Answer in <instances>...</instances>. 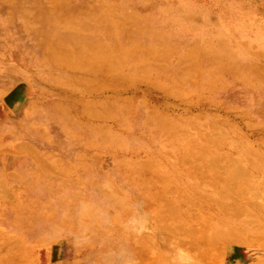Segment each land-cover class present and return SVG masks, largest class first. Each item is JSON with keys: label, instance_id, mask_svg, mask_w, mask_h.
Masks as SVG:
<instances>
[{"label": "rangeland", "instance_id": "obj_1", "mask_svg": "<svg viewBox=\"0 0 264 264\" xmlns=\"http://www.w3.org/2000/svg\"><path fill=\"white\" fill-rule=\"evenodd\" d=\"M91 3L106 10L111 9L110 3L116 4L119 9L112 13L114 18L118 19L119 15L127 13L131 16V22L144 23L148 29L150 27L156 29L158 34L152 40L140 44H145L150 49L162 48V44H166V66L162 69L142 66L140 63H134V60L132 61L136 53H131L130 67L127 65L128 67L124 66L123 69H119V73L123 72L120 77L123 87L118 85L119 90H116L114 87L116 85H109L102 90L99 99L95 100L96 112L106 111V114L104 112L96 115L100 117L98 118L100 122L85 123L80 121V123L77 122V127V123L74 126L69 123V120L63 119L65 127L59 125L58 131L56 127H53L55 133L50 130L45 133L47 129L45 128L39 134V127L42 125L38 124V112L40 109L46 108L42 106H52L61 98L42 95L37 101L38 104L33 103L34 99L26 100L24 110L27 111V115H24L22 119L27 125L33 126L32 131L26 133L30 135L37 133V139L40 141L27 139L19 141V143L33 145L42 157L38 159V156L33 158L22 153L14 155L9 151L0 153V169H2L0 170L2 178L0 180H4L7 186L2 185L8 188L6 190L9 192L8 195L0 192L4 201L9 203L12 198V203L17 202L14 207L22 211L25 207L17 204L23 201L25 193L39 196L41 186L46 188L44 195L40 193V199L45 203L49 204L61 195L60 202L65 211L63 216L60 215L62 222L59 223H62L64 230L66 228L67 230L73 229L75 233H79L80 238L74 236L71 239L67 233L63 234L60 236L61 242L59 243L62 246H57L59 249L63 247L65 251L69 252L75 246L89 244L98 246L100 244L103 246L101 248H107L102 253L101 262L103 264H220V259H226V257L228 262L231 260L234 264H249L250 260L249 263L244 261L247 260L248 255L255 258L253 263L264 264L263 261L261 262L264 260V258L262 259L264 229H261L264 224L262 220L264 211L261 213L258 211L260 215L262 214L261 217L257 211H252L251 208L250 211L245 210L244 212L245 217L250 216L245 218V221L252 219L254 214L258 215V219L253 218L256 221L252 223L261 227L257 230L254 229L256 233L260 234L259 241L250 237L253 235L252 228L249 229L252 235L248 233L249 231L238 233L239 240L235 241L241 245L246 242L245 244L248 245L233 244L227 254L214 259L215 263L212 260L214 251L220 248L221 241L225 248L229 240L218 235L219 228H212L215 230L212 232L214 236L212 238L219 243V247L217 246L218 248L215 249L216 246L205 245L206 241L201 247L202 249L193 252L190 248L196 246L188 237L195 233L196 228L193 227L192 221L187 222L177 216L179 212L186 213L188 205L193 208V205L197 203L193 196H191L192 200L188 198L186 192H189V188L193 184L198 183V180L194 178L199 176V172L191 171L198 168L196 166L200 168V165L193 167L194 163L199 164L198 157L203 159L201 161L206 166L219 162V160H221L219 163H222L225 159L230 158H237L242 162L236 161V164L244 166H248L247 161H251L253 164L249 165L247 176L251 175V180H254L253 176L256 175L254 171H258L260 177H257V181H259L257 185L264 183V72L262 71L264 70V55L258 53L260 51L264 53V0H91ZM101 29H104L103 26ZM97 33H101V30ZM99 37L101 34L95 35V39ZM157 37L160 40H157ZM194 45L196 47H192ZM8 49L6 50L8 51ZM7 51L0 50V54L4 52L5 55ZM191 52L192 55L189 56ZM217 52L226 55L224 65H232L230 68L233 67L234 72L229 75L226 70L222 71L224 68L213 69L206 77L203 57L205 54ZM194 53L198 57H195ZM238 65H242L244 68L238 67ZM14 67L18 70L17 66ZM197 67L198 71L195 72ZM249 67L250 69L247 70ZM259 67L263 69L260 71ZM126 70L130 72H124ZM31 74L42 75L38 70H32ZM196 74L197 76H195ZM4 76L5 79L0 77V91H2L0 106L5 104V99L8 96H20L24 91L22 87L28 85L21 84L23 80H18L7 86L11 79ZM126 76H133L132 79L142 76L150 82L147 85L148 82L145 80V83L141 84L140 81L138 84L139 79H135L137 83H132L134 80H131V77L125 79ZM196 78H198V82H196ZM110 80L107 82L112 81ZM124 80L126 83L128 82L127 86L131 84L136 86L126 88ZM51 86H54L52 82ZM158 86H161L160 88L165 86V89L160 90ZM137 87H139V91H137ZM155 88L156 90H153ZM165 90H168L167 93ZM171 90L180 94V97H177ZM120 94L121 98L117 96ZM131 94L133 95L130 96ZM122 96H126L128 99ZM174 97L176 100L173 99ZM167 102L172 104H166ZM138 103L148 104L147 106L150 108H138ZM12 107L13 103L8 105L9 109ZM71 115L73 116L74 113ZM107 115L111 118L108 119ZM84 129H86L85 132ZM13 139L22 138L18 133V137L15 135ZM85 149L90 156L84 159L82 165L79 162H82ZM3 150L6 149L0 151ZM59 150L66 156L59 155ZM59 158L63 159V164L58 162ZM187 161L193 162V164ZM8 163H19L20 167L17 170H11L12 167ZM255 163L259 164V169L254 167L257 166ZM151 164L154 165L151 166ZM204 165H201L203 168L200 171L204 175L203 178L208 175L209 167L205 168ZM6 166L9 167V170ZM164 170H166V174L163 172ZM157 172L159 173L157 174ZM191 172L193 174H190ZM164 178L165 180H163ZM55 181H63V185L68 184L65 186L66 190L61 192V189L59 192L56 189ZM162 181H167V184L165 183L164 186ZM206 184L202 182L203 188ZM13 186H16L17 189L15 190ZM121 186L123 189L119 188ZM260 188L259 190H262L260 194L264 195V186L262 185ZM236 190L239 189L230 184L228 191L235 193ZM150 191L157 192L156 194L161 196L166 203L171 192L181 200L186 198L187 202L183 204V208L181 207L178 213L177 209L173 208L175 205L169 209L172 213H169L168 209L164 214L161 211L154 213L155 209H162L159 207L147 211L144 205L148 200L157 203V197H151L148 194ZM12 193H15L16 196L12 197ZM224 195L225 193L214 194V198L219 199ZM69 197L71 200L75 197V204L72 208L69 207V204L72 203L68 200ZM173 198L171 197V200ZM239 200L246 202L245 197H240ZM240 208L241 211H244L242 207ZM224 209L226 208L220 207L218 213L214 211L211 218L220 219L228 216L229 213L226 214L228 210ZM202 211L206 216H210L208 209ZM2 212L3 215L7 213ZM158 213L164 218L159 217L155 221L154 216H159ZM79 214L81 216L77 217ZM187 214L190 215L191 212ZM172 216H174L173 219L170 218ZM74 217H77L79 221L78 226H75L77 222L72 220ZM176 217L177 220L174 219ZM228 218L233 226L236 225L235 228L243 229L241 220L233 218L232 214ZM259 219L261 220L257 221ZM2 222L6 221L2 219L0 227L4 225L1 224ZM204 223V225L208 224ZM110 224H114V227ZM202 227L205 229V226L202 225ZM114 228L117 231L112 233ZM216 230H218L217 233ZM61 231L63 232V230ZM107 231L110 233L107 234ZM254 237L257 236L254 235ZM2 240L0 237V242ZM181 240L186 244L182 246ZM55 244L57 243L53 242L49 245V251ZM97 246L94 247L96 251L99 250ZM222 246L220 249L223 251ZM2 247L3 245L0 243V255ZM213 247V252L210 250L203 254L204 260L199 257L201 251L203 253L206 248ZM46 252L47 250L39 251L37 256L44 262H50L46 259ZM83 257V255L79 256L80 259ZM239 259L241 260L237 262ZM62 260H66V258L61 259L59 264L63 263ZM201 260L202 262L199 263ZM91 264H96V262Z\"/></svg>", "mask_w": 264, "mask_h": 264}, {"label": "bare ground", "instance_id": "obj_2", "mask_svg": "<svg viewBox=\"0 0 264 264\" xmlns=\"http://www.w3.org/2000/svg\"><path fill=\"white\" fill-rule=\"evenodd\" d=\"M116 6H117L116 4L113 5L110 3L111 9L106 10V9L96 7L93 3H91V0H0V32L2 31V29L7 28L10 31L8 34V36H9L8 39L12 40L16 45L14 47V49H13V47H11L12 42L9 43L10 45L9 44L4 45L5 47H10L11 55H10L9 59H11V60L15 59L16 61L21 62V61H23V57L25 56L27 58L28 66H30V67L36 66V70H38V72L42 73V75L44 74L43 76L48 77V79L53 83L54 86H50V87L52 88L54 93L52 91H49V92H52L53 94H55L56 97L59 96L61 98V100H59L57 105L52 104V106H50V105L48 106L49 108H47V107L43 108L44 110L48 111L46 120L49 123V126L51 123H53L52 125L55 126L54 123H58V121L63 125L64 124L63 119H67V120L71 121V116H70L71 115V113H70V106L71 105H75L77 109H80L81 112L86 114L87 123H90L91 121L100 122L98 120V118H100V117H97L96 115H98V113L101 114L102 110L100 112L97 110L98 113L96 112L95 102L97 101V99H99V96L102 93V90L104 88H106L107 86L114 84V85H116V86H114L115 89L119 90L118 85L121 86L120 77H121V73H123L122 71H121V73H119L120 72L119 69H121V68L123 69V67L127 66V65L129 66V63L131 62L130 61L131 56H132V55H130L131 53H133V52L136 53V56H134V59L132 58V61L134 60V63H137V64L140 63V65H142V66H145L148 68H153V69H157V68L162 69L163 67L166 66V57H165V55H166L165 54L166 53V44H162V48L157 47V48H151V49L149 48V46H147L145 44H140V43H143L144 41L152 40L154 38V36L158 34V32H156L157 30L153 29L151 27L148 29L147 25L144 23L139 24V23L131 22V16L127 13H122V15H119L118 19L114 18L112 13L116 12V10L119 9L118 6L117 7ZM225 10H227V9H225ZM102 26L104 29H101ZM100 30H101V33H97ZM96 34H101V37L95 39ZM1 35H3V33H1ZM139 38L142 39L143 41L140 40ZM5 39L6 38L0 37V44H5ZM156 39L160 40V39H158V37ZM129 40H131V41H129ZM134 40H137V41L135 42ZM163 41H164V39H163ZM71 46H73V48H70ZM192 47H196V45H194ZM133 48H134V50H132ZM160 49H162V50H160ZM187 52L190 53L189 51H187ZM258 53L262 54V56L264 55V53L263 52L261 53V51ZM258 53H256V55ZM194 54L196 55V53H194ZM190 55H192V52H191V54H189V56ZM254 55H255V52H254ZM225 56L226 55L222 52L204 55L203 59L205 62L204 64H205V69H206L204 72H205L206 77L211 73V71L213 69L221 70L220 68H224L222 71L226 70V72L229 75H231V73L234 72V68L233 67H232V69L230 68V66H232V65H230V66H229V64L224 65V62L226 59ZM173 57L175 58V55ZM195 57H198V56L196 55ZM174 58H172V59L174 60ZM191 58H192V56H191ZM0 59L5 60V57L3 55H0ZM173 60H171V61H173ZM12 61H14V60H12ZM196 61H198V60H196ZM252 64L253 63H251V65ZM10 66H12V65H10ZM238 67L244 68L242 65H238ZM257 67H258V65H257ZM260 67L258 69L261 71L263 68L261 69ZM249 69H250V67L247 70H249ZM117 70H119V71L117 72ZM197 71H198V67H197V70L195 69V72H197ZM262 71L264 72V70H262ZM124 72L128 73L130 71L126 70ZM191 73H193V72H191ZM144 74H141V75H144ZM167 75L169 76V74H167ZM28 76L29 77L33 76V74H28ZM98 76H100V77H98ZM148 76H149V74H148ZM195 76H197V74ZM122 77L124 78V76H122ZM127 77L129 79L131 76H126L125 79H127ZM132 77H131V80H134V81H132V83L136 82L135 81L136 78L132 79ZM107 78H108V80L111 79L112 81L110 80L111 82H107L108 81ZM210 78H211V75H210ZM138 79H139V81H137L138 84L140 81H141L140 83L142 84V82L145 83V80L147 78H143L142 76L141 77L139 76L136 80H138ZM197 79L198 78H196V80ZM30 81H32V80H30ZM124 82H125V80H124ZM149 82L147 83V85L149 84ZM160 82H161L160 84H162V81H160ZM196 82H198V80ZM125 83H124V86H127L128 82L126 83V85H125ZM155 83L156 82L154 80V84ZM163 83L165 84V82H163ZM193 83H195V82H193ZM77 84L79 85L78 87L76 86ZM197 84H196V86H197ZM130 86L135 87L136 85L131 84V85L127 86L126 88H128ZM153 86H151V87H153ZM167 86H169V85H167ZM121 87H123V86H121ZM121 87H120V89H121ZM154 87H157V86H154ZM160 87L158 86V88H160ZM163 88L165 89V86ZM163 88H160V90ZM136 89H137V91H139V87H137ZM205 89H206V87H205ZM153 90H156V88ZM125 91H126V89H125ZM146 91H144V92H146ZM165 91L167 93L168 90H165ZM171 91H169V92H171ZM75 92H78V93H75ZM169 92H168V95H169ZM172 92H174V91H172ZM180 92H181V90H180ZM174 93L176 94V92H174ZM85 94L88 95L87 96V97H89L88 100H83V96H85ZM132 95L133 94H131L130 96H132ZM117 96L118 97L120 96V98H121V94L117 95ZM117 96H116V98H117ZM176 96L180 97V94L177 93ZM125 97H123V98H125ZM12 98L13 97H11L10 99H12ZM126 99H128V98L126 97ZM173 99H175V97ZM5 101H7V100H5ZM143 102H144V100H143ZM145 102H147V101H145ZM168 103L172 104L170 102H167L166 104H168ZM147 105L138 103L137 107L138 108L144 107L146 109L150 108ZM175 106H177V105H175ZM175 106H173V107H175ZM57 109H59V112L58 111L55 112V110H57ZM62 112H65V115H63L64 118H62V119L58 118L57 119L56 115L57 114L61 115ZM104 112L103 113L106 114L105 110H104ZM107 113H109V112H107ZM105 118L106 117L104 116V119ZM107 118L110 119L111 116H108ZM81 121H83V119ZM71 125H75V122L73 121L71 123ZM50 129L54 130L53 127ZM16 145H19V144H16ZM27 148H30V147L24 143L19 147V150L24 151V149H27ZM30 150H26V152L30 151ZM199 158L200 157H198L199 164L194 163L193 167H195L196 165H200V168H199V166H196L198 168H194L191 170L193 172L194 171H196L197 173L199 172V176L194 178V179L198 180V183L193 184L191 186V188H189V192H186V195L188 196V198L191 199V196H193L197 202V203H195V205H193V208H190L189 205L187 206L188 209L190 208V211H188V209H187L186 213L185 212L184 213L179 212L180 208L183 206V204L185 202H187V200H186V198L185 199L183 198L181 200V198L177 197V195H175L173 192H171L168 195V199H167V203H166L161 198V196H158V194H156L157 192L150 191L151 194L150 193H148V194L151 197L152 196L157 197V203H155L154 201H153L154 202L153 203L150 200H148L147 204H145L144 207H145V209H147V211H149L151 209L153 210L156 207L162 208L160 210L155 209L154 213H156L155 211H158V212L161 211L164 214L167 211L166 209H168V212L170 213L171 210H169V209H171L172 205H175L173 208L177 209V213L179 212V214L177 216L181 217V219H184L187 222L192 221L193 227L196 228V231H194L195 233L191 232V233H193V234H191L192 236L188 237V239L191 242H193L194 245L196 246L195 248H190V250H192L193 252H195V250H200V248L206 243V241H207V243L205 245H212L214 247L216 246L215 249L218 248L219 243L215 239L212 238V237H214L212 235V232L214 229L212 230V228H219V234L218 235L219 236L221 235V237H223L225 240H229L228 241L229 243L224 248L222 246V241L220 242L222 248H224V249L222 251L220 249L221 248V246H220V248H218L214 251V253H213L214 258L212 259V260H214L216 257L219 258V256H220V258H221V255L227 254L229 248L233 244L237 245V246L248 245V244H245L246 242L241 245V243L235 241V240H239L238 233L247 232V231H249V229L252 228L253 231H251V233L253 235L250 233V231L248 232L249 234L252 235L250 237L252 239H258V241L261 238L260 234L256 233L255 230H257L258 228H261V227H262L261 229H264V224H262L263 222L261 221L262 222L261 224L263 225V226L260 225L261 227H258L256 224H253L252 222L256 221L253 218L258 219L257 218L258 215H255V214H254V216H256V217L253 216L252 219L245 221L244 219L249 218L250 216L245 217L246 215L244 214V212H245V210H247V212H248V210L250 211V208L252 209V211H257V212L260 211V213H261V211L262 212L264 211L263 210L264 209L263 208L264 207V202H263L264 201V195L262 193L260 194V192L262 190L261 191L259 190L260 186H262V185L264 186V183L261 185H257V182H259V181H257V177H260L258 171H254L256 173V175H254L256 177L253 176V179L255 178L254 180H251V177H250L251 175L248 174L249 176H247V173L250 169L249 165H252L253 162L247 161L248 166H244V165L236 164V161H239L237 158L236 159H234V158L225 159L222 163H219L221 160L218 159L219 162H214L213 164H210V165L208 164L207 165V166H209L208 170H207L208 175L205 178H203L204 175L200 171L203 168V167H201V165H204V163L202 162L203 159L202 158L199 159ZM141 161H144V160L141 159ZM187 162H189L190 164L191 163L193 164V162H190V161H187ZM239 162H242V161H239ZM144 163H147V162H144ZM144 163H141V164H144ZM255 164L257 166H254V167L258 168L259 164L258 163H255ZM146 165H149V164L147 163ZM152 165H154V164H151V166ZM204 166H205V168H207L206 165H204ZM147 168H148V166H147ZM158 169H159V167H158ZM160 170L162 171L163 168ZM163 172L166 174V170H164ZM158 173L159 172H157V174ZM190 174H193V173L191 172ZM165 177H166V175H165ZM202 179H203V181H202ZM248 179H250V180H248ZM163 180H165V178ZM167 181L166 182L162 181L164 183L163 184L164 186H165V183L167 184ZM169 181H171V180L169 179ZM202 182H204V184L207 183L205 188H203ZM263 182H264V179H263ZM230 184H233L234 187L239 189V190L238 191L236 190L235 193H231V191H228ZM106 185H103V186H106ZM170 186H172V185L170 184ZM115 187H116V185H115ZM119 188L123 189L122 186ZM168 189H169V187H168ZM171 189H172V187H171ZM176 192L177 191H175V193ZM179 193H180V191H179ZM218 193H225V195L219 199L217 197L214 198V194H218ZM232 195H234V196L232 197ZM171 197H174L173 200H171ZM240 197H245L246 202H241L239 200ZM190 199H188V200L190 201ZM116 202L119 204L118 201H116ZM220 207L226 208L228 210L227 211L226 209H224L227 211L226 214L227 213H229V215L232 214L233 218L235 217V218L241 220L242 225H243V227H242L243 229L235 228L236 225L233 226L231 224V222L229 221V218H228L229 215L228 216L226 215L220 219L211 218V216H212L211 214L214 213V211L216 213H218L217 211L220 210ZM240 207H242V209L244 211H241ZM206 208L210 211L209 212L210 216H206L203 213L202 210L203 209L207 210ZM189 212H191L190 215L187 214ZM260 213L258 212L259 215H260ZM172 215H174V214H172ZM252 215H253V213H252ZM203 216L206 219H204ZM261 216H262V214L259 217H261ZM154 217H155V219L156 218L158 219L159 217L161 218L162 216H160V214H159V216H154ZM173 217L174 216H172L170 218L173 219ZM162 218H164V216ZM157 219L155 221H157ZM174 219L177 220L178 218L176 217ZM260 220L261 219H259L257 221H260ZM262 220L264 221V216H262ZM158 221H161V220H158ZM204 222H207L208 224L207 223L206 224L209 226L206 227L207 225H204L205 224ZM202 225L205 226V229H204V227H202ZM182 227H183V225H182ZM184 228H186V227H184ZM261 229H260V231H263ZM217 232H218V230H216V233ZM254 235H256L257 237H254ZM240 236L242 237V234H240ZM215 237H217V235H215ZM170 238H172V237H170ZM177 238L179 239V237H177ZM180 244L183 246L186 243H185V241H182V243H180ZM194 245H192V246H194ZM214 247L213 248H206L205 252H203V253L201 251V254H199V257L204 260L203 254L210 252V250H212V252H213ZM239 257H241V256L239 255ZM260 257H262V256L260 255ZM263 258H264V255H263L262 259ZM254 259L255 258L252 257V255H248L247 260H244L242 258V260L246 261L247 263H249V260H250L249 264H255V262L253 263ZM240 260L241 259H239L237 262H239ZM262 261L264 262V260H261V262ZM201 262H202V260L199 263H201ZM215 262L216 261L214 260V263ZM220 264H234V262L232 263L231 260L228 262L227 257H226V259L225 258L220 259ZM260 264H263V263H260Z\"/></svg>", "mask_w": 264, "mask_h": 264}, {"label": "crops", "instance_id": "obj_3", "mask_svg": "<svg viewBox=\"0 0 264 264\" xmlns=\"http://www.w3.org/2000/svg\"><path fill=\"white\" fill-rule=\"evenodd\" d=\"M9 32L10 31L7 28L2 29V31L0 32V37L6 38L5 44H0V50L7 51L6 49L9 48L8 51L5 53V55L3 54L4 52L0 54L5 57V60L0 59V77L2 79H5L4 75H6L8 78L11 79V82L7 86L12 85L14 82L18 80H23L21 84L24 83L25 85L26 84L28 85H26L25 87L21 85L24 87V88L22 87L24 91L20 94V96L15 97L13 95H10L8 96L9 98L7 97L5 99L7 100L5 101V104L0 106V150L6 149L3 151H0V153L9 151V152H12L14 155L22 153V154H27L33 158L34 156L36 157L38 156V159H40L39 157H42V155L40 156L39 152L33 147V145L29 143H25V144H27L30 148L24 149V151L19 150V147L22 144H24L23 142L19 143V141L27 140V139L32 140V141H40L37 139V136H36L37 133L36 134L33 133L31 135L26 133V132H31L33 126L27 125L25 120L22 119L24 115H27L26 114L27 111L24 110V103L28 99H31V100L34 99L32 100L33 103L38 104L37 101L39 100V98H41L42 95L55 96V94H53L54 91L50 87L51 81L48 79V77H43L42 75L41 76L33 75L30 77L28 76V74H31L32 70L34 71L36 70V66H32V67L28 66L27 58L25 56L23 57V61L21 62L16 61L15 59H12L14 61L9 59L11 55L10 47H5L4 45L12 42L11 47H13L14 49V47L16 46L12 40L8 39ZM1 33H3V35H1ZM14 66H17L18 70L15 69ZM14 70H17V71H14ZM27 70H28V73H25L27 72ZM49 91H52L53 93ZM0 93H2V91H0ZM87 96L88 95L85 94V96H83V100H88L89 97ZM11 97L13 98L10 99ZM12 103H13V107L9 109L8 105ZM54 104L57 105L58 102ZM48 106L49 105L42 106V107L49 108ZM46 111L47 110L41 109L38 112V118H39L38 124L42 125V127H39V132H40L39 134H41V130L45 128H47L45 133L48 132L49 130L55 133V130H51L50 128L56 127L58 131L59 125L62 127H65L64 124L62 125L59 121L58 123H54L55 126L52 125L53 123H51L49 126V123L46 120L48 111L47 112ZM56 111L59 112V109L55 110V112ZM70 113L71 114L74 113L73 116L70 115L71 116L70 123H72L73 121L75 123L77 122L80 123L82 119H83L82 122L87 123L86 114L81 112L80 109H77L75 105L70 106ZM63 115H65V112H62L61 115L57 114L56 118L57 119L58 118L60 119V117L64 118ZM78 123L76 125L77 127H78ZM83 131L85 132L86 129H84ZM18 133L22 139L14 140L13 139L14 136L17 135L18 137ZM9 135H12V136H9ZM16 143L19 145H16ZM26 150H30V151L26 152ZM58 154L61 155L62 157L66 156L65 153L61 152V150H59ZM88 156L90 155L87 153L85 149L84 155L82 156V160L84 161V159H87ZM62 160H63L62 158L61 159L59 158L58 162L60 164H63L64 161ZM83 161L79 162V164H82ZM8 164L11 165L12 167L11 170H15V169L17 170L18 167H20L19 163H8ZM8 170H9V167H8ZM0 179L2 178L0 177ZM55 183L57 186L56 189L58 191L62 189L61 192L63 190H66L65 186L68 185V184L63 185L62 184L63 181H55ZM2 184L6 185L4 180H0V192L2 194L8 195L9 192L6 190L8 188H6ZM13 187L15 190L17 189L16 186H13ZM40 193L42 195L46 193V188L44 186L40 187L39 196L32 195V194L31 196L29 193H25L24 197L22 198L23 201L17 204L19 206L22 205L25 207L22 211L14 207V205H16L17 202L12 203L11 197H10L11 202L8 203L7 201H4L3 195L0 194V222L2 221V219L6 221V222H2L1 224H4V225L3 227H0V237L1 239H3L0 242L3 245V247L1 248L2 254L0 255V257L2 258H0V264H15V263L16 264H59L60 260L63 258H66V260H62L63 261L62 264H91L94 261L96 262V264H103L101 262L102 253L105 252L104 249H107V248L106 247L101 248L103 246H101L100 244L98 246L90 245V244L85 245V246L83 245L75 246L74 249L71 248L69 252L65 251L63 247L59 249V247L62 246L61 244L59 245V243L61 242V237H60L61 235L67 233L71 237V239H73L74 236H79L80 238V234L75 233L73 229L67 230L66 228V230H64L62 223H59L60 221L62 222L60 215L63 216V212L65 211V208L62 207L63 205H61V202H60L61 195L57 197V200L50 202L48 204V203L43 202L40 199ZM11 196L14 197L16 196V194L12 193ZM70 198L71 197H69L68 200L72 201V203L69 204V207L72 208V206L75 204V197H73L72 200ZM33 208H39V209H33ZM2 211H5L7 213L3 215ZM79 216H81V214L77 215V217ZM77 217H74L72 219L74 222H77L75 226H78V222H79L77 220ZM110 226L114 227V224H110ZM72 227L74 228V226ZM60 229L63 230V232ZM114 229L115 230L112 233H115L117 231L116 228ZM108 233L110 232L107 231V234ZM73 241L76 242L77 240H73ZM53 242H56L57 244L53 245L51 247V250L49 251V245ZM57 245H59V247ZM95 246H97V249H99L98 251H96V248L94 249ZM43 250H47L46 259L50 261V262L46 261L48 263L40 260V257L37 256V253ZM119 250L120 249H118V251ZM82 255L84 257L80 259L79 256H82ZM98 256L101 258H99Z\"/></svg>", "mask_w": 264, "mask_h": 264}]
</instances>
